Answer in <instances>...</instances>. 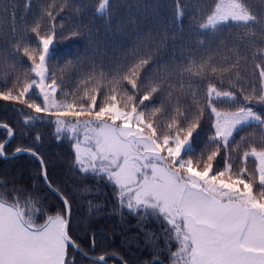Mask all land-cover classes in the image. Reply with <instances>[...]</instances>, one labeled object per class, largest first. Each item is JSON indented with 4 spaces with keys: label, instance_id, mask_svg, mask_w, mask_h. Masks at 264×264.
<instances>
[{
    "label": "snow or ice",
    "instance_id": "6c2138e0",
    "mask_svg": "<svg viewBox=\"0 0 264 264\" xmlns=\"http://www.w3.org/2000/svg\"><path fill=\"white\" fill-rule=\"evenodd\" d=\"M67 7L79 15L90 10L82 0L71 4L65 0L59 12ZM173 7V24H182L185 6L174 0ZM113 8L112 0H96L92 15L104 19ZM25 9L30 12L31 0ZM57 14L45 8L31 26L24 18L25 31L14 42L11 55L26 57L32 75L22 82L17 77L7 90L0 87V101L24 105L37 114H25V124L45 116L54 118L58 138L68 133L73 141V167L84 177L110 185L120 209L159 225L158 231L145 233L154 250L150 264H164L161 256L165 254L169 264H264V110L255 106L264 104V13H253L247 0H212L207 9L200 10L189 31L211 37L209 44L220 40L221 46H226L222 33H236L238 43L232 50L237 55L232 64L218 67L213 55L192 53L173 68L178 75L177 96L163 76L150 77L154 54L134 47L113 69L99 103V88L85 89L79 102L57 98L56 73L49 71L55 58ZM41 21L49 27L43 28ZM73 23L65 38L78 37L88 27L82 21ZM257 28L260 43L256 42ZM200 45L207 50L203 40ZM241 45L256 49L252 60L259 61L255 64L258 85L249 82L245 86L240 78V63L248 60L240 54ZM233 70L231 87L213 82L216 78L222 85L224 74ZM105 79L102 72L100 81ZM188 98L192 103L186 104ZM206 114L210 135L201 150L194 134L200 135ZM0 127L13 136L7 124ZM247 128H258L260 140L240 137L248 146L237 168L232 157L240 144L235 137ZM198 150L200 156L194 158ZM20 153L39 161L41 175L60 196L63 211L49 214L34 189L15 183L9 187L0 180V264H69L70 247L81 251L90 264H108L104 254L89 256L70 235L71 202L48 182L44 159L30 147H17L13 155ZM6 156V142H0V157ZM249 160L252 169L247 167ZM79 191L83 197L93 189L85 183ZM96 235L91 240L93 249ZM157 240L163 241V247Z\"/></svg>",
    "mask_w": 264,
    "mask_h": 264
},
{
    "label": "trees",
    "instance_id": "16d2710c",
    "mask_svg": "<svg viewBox=\"0 0 264 264\" xmlns=\"http://www.w3.org/2000/svg\"><path fill=\"white\" fill-rule=\"evenodd\" d=\"M256 1L247 0V3L250 10L260 16L264 13V0ZM64 2L65 0H31L30 12L25 9L27 0H4V3L0 4V87L3 90L12 88L17 77L21 82L26 75L31 77L32 74L28 72L31 62L27 61L26 57L13 56L11 53L14 50V42L25 31L24 18L31 26L32 20L34 18L39 20V13L45 8L58 13L55 19L57 33L54 42L55 58L50 61L49 71L56 73L59 85L57 98L60 100L79 102L85 89L91 92L92 89L99 88V103L107 90V80L114 74L113 69L117 63L125 61L134 47L144 53L154 54V63L150 65L152 69L150 77L158 74L163 76L170 81L177 96L180 95L178 75L173 68L188 60L192 53H199V56L213 55L214 63L218 67L232 64L237 55L232 50V45L238 43L236 33L230 31L222 33L226 46H221L220 40L209 44L211 37L197 35L195 29L189 31V25L199 18L200 10L207 9L212 0H181L186 13L183 23L177 21L175 25L173 24L174 0H112L114 8L110 17L104 19L92 15L94 10L92 5L96 0H82L90 9L83 15L77 14L72 7L59 12ZM67 3L71 4L72 0H67ZM189 11L194 15L188 14ZM73 21L77 24L82 21L88 27L81 29L78 37L65 38L69 30L74 27ZM41 23L43 28L49 27L43 24V21ZM62 23L63 28H61ZM255 32L256 42L260 43L259 29L257 28ZM149 36L154 39H146ZM201 40L205 42L207 50L201 47ZM241 47L244 51L240 54L246 56L248 60L247 63L243 60L240 63V78L245 86L249 82L258 85L259 69L255 64L259 61L252 60L256 49L245 45ZM21 59L24 61L22 65L19 63ZM69 61H71L70 66L66 67ZM102 72L106 79L101 82ZM184 79L187 82V74ZM234 79L235 70L232 74H224L222 85L216 78H213V82L223 88H229ZM188 103H192L191 98L186 101V104ZM255 106L258 110H264V104ZM25 114L37 116L24 105L0 101V124H7L14 132V138L6 147V152L12 153L17 147H30L44 159L49 182L71 202L70 235L80 248L89 254L97 250L100 251V255L117 256L123 262L127 261V264H150L154 250L146 241L145 233L148 230L158 231L159 225L154 221H140L136 216L130 215L127 209H120L112 193V187L106 182L92 181L91 177L82 176L73 167L74 154L70 142L63 140L60 134L58 138L51 117L45 116L42 120L35 119L25 124ZM208 129L206 114L202 122V130H199L200 135L194 134L198 149H204L208 143L210 135ZM241 136L260 140L258 128H247L236 135L235 139L240 144V151L233 155L232 160L237 168L240 165L242 152L248 146L246 142H240ZM6 138L7 131L0 130V142H4ZM224 155L222 150L221 156ZM199 156L198 150L194 158ZM247 167L249 169L254 167L251 160ZM0 180L9 187L15 183L19 188L34 189L49 214L54 215L58 211H63V204L46 189L41 180L40 167L30 156L20 155L11 160L0 159ZM85 183L93 189V192L89 196L82 197L79 189ZM93 233L97 234L95 249L91 244ZM157 244L163 247L162 240H157ZM69 250L78 258V262L70 260L69 264L90 263L71 248ZM113 253L115 255H112ZM166 255L161 256L164 264L169 263ZM107 261L109 264H122L113 258H108Z\"/></svg>",
    "mask_w": 264,
    "mask_h": 264
},
{
    "label": "water",
    "instance_id": "95a60500",
    "mask_svg": "<svg viewBox=\"0 0 264 264\" xmlns=\"http://www.w3.org/2000/svg\"><path fill=\"white\" fill-rule=\"evenodd\" d=\"M0 125H2V124H0ZM0 130H7V129H5V128H3V127H0ZM13 136H14V134H13ZM13 136L12 137H8L7 138V140L5 141L6 142V145L7 144H9V142L13 139ZM17 155H27V156H31L30 154H27V153H20V154H16V155H13V153L12 154H10V155H7L6 157H1L3 160H6V159H12V158H14V157H16ZM32 157V156H31ZM36 161H37V163H38V165H39V167H40V164H39V161L35 158V157H33ZM40 169H41V167H40ZM41 177H42V175H41ZM42 180H43V182H44V184H45V186L48 188V186H47V183L44 181V179H43V177H42ZM48 190L50 191V192H52L61 202H62V200L60 199V196L56 193V192H53V191H51L49 188H48ZM63 203V202H62ZM73 250L75 251V252H78V253H80L81 255H82V253H81V251H79V250H77V249H75V248H73ZM83 256V255H82ZM90 256V255H89ZM84 257V256H83ZM91 257H93V256H91ZM109 256H106V259L108 258ZM84 258H86V257H84ZM93 258H96V257H93ZM113 258H115V259H117L118 261H120V262H122L119 258H117V257H113ZM86 259H88V258H86Z\"/></svg>",
    "mask_w": 264,
    "mask_h": 264
},
{
    "label": "rangeland",
    "instance_id": "374dc122",
    "mask_svg": "<svg viewBox=\"0 0 264 264\" xmlns=\"http://www.w3.org/2000/svg\"><path fill=\"white\" fill-rule=\"evenodd\" d=\"M256 1V0H255ZM261 0H258V1H256V2H260ZM54 118H52L51 120H53ZM54 124V123H53ZM54 128H55V124H54ZM55 131H56V128H55ZM60 136L63 138V140H67V142L69 141L70 142V144H71V148H72V143H73V141L71 140V139H69V134L68 133H61L60 134ZM73 149V148H72ZM73 154H74V151H73ZM27 156V155H26ZM15 158V157H14ZM14 158H12V159H14ZM9 160H11V159H9ZM40 176H41V170H40ZM41 180H42V177H41ZM92 181H97V180H94V179H91ZM98 182H100V181H98ZM44 186H45V184H44ZM46 187V186H45ZM46 189L48 190V188L46 187ZM49 191V190H48ZM50 192V191H49ZM59 212V211H58ZM43 222V221H42ZM173 250H175V248H173ZM92 253V255H94V256H99L100 254V251H95V252H91ZM70 260H76L77 262H78V258H77V256H75L74 254H73V252L71 251L70 252V250H69V261ZM87 264H90V263H87ZM169 264V263H168Z\"/></svg>",
    "mask_w": 264,
    "mask_h": 264
}]
</instances>
